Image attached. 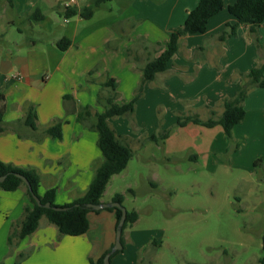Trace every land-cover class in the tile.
Listing matches in <instances>:
<instances>
[{"label": "crops", "instance_id": "1", "mask_svg": "<svg viewBox=\"0 0 264 264\" xmlns=\"http://www.w3.org/2000/svg\"><path fill=\"white\" fill-rule=\"evenodd\" d=\"M235 1L224 0L223 9L209 20L205 33L187 34L181 38L179 51L189 61L177 63L173 58L166 71L145 84V97L149 88L165 96L176 97L174 85L181 81L185 87L195 85L202 90L199 94L182 91L184 95L181 101L191 104L190 111L206 117L212 110L221 114L222 100L234 97L240 90L239 73L248 72L263 62V54L256 47L255 34L248 25H241L235 36L224 40L219 37L228 23L236 22L229 12V6ZM70 2L0 0V91L5 97L3 120L6 126V131L0 133V160L17 167L35 169L41 178L40 194L56 188L55 202L59 205L73 201L87 190L94 176L95 163L103 160L97 145L98 132L77 120L79 105L90 104L103 110L96 102L106 74L118 82V102L131 100L142 78L141 68L146 59L151 58L149 54L152 53L153 57L160 53L169 40L172 28L184 23L188 12L199 0L136 1L139 4L134 0H112L97 8L88 19L61 16L59 12ZM116 2L118 5L114 4ZM88 3L89 0H76L70 5L81 9ZM34 10L41 11L44 18L32 20L30 14ZM258 33L264 43V22L259 26ZM63 37L72 41L65 51L57 45V41ZM129 48L132 49V55L127 59L126 51ZM91 70L94 71L92 78L95 81L85 85L86 76ZM201 74L210 75L219 85L214 96L209 95L210 80L195 82ZM65 94H71L72 99L65 101ZM203 98L205 102L201 104ZM30 103L35 104L40 130L58 118L64 119L61 139H53L49 135H44L40 140L21 138L11 129L12 122L25 116ZM193 104L203 106L200 108ZM262 104L264 87L252 90L245 101L244 120H252L260 115ZM175 110L178 115L184 114L178 107ZM190 125L195 127L197 136L208 133L210 136L223 135L222 125L206 127L189 123L187 126ZM187 126L178 127L185 129ZM175 131L159 142L152 140L150 133L133 141L117 130L116 133L131 146L134 155V152L146 149L151 143L166 148L168 152L173 151L169 147L174 144ZM212 145L214 147V141L209 150L207 148L201 154L209 155L207 153L213 149ZM195 154L190 157L198 160L200 154ZM108 185L103 202L112 201L115 195L106 198ZM5 193L0 189V205L4 209L2 217L6 212L4 220H0L2 264H14L17 252L30 249L32 253L21 264H91V257L96 261L115 243V212L101 209L88 213L91 226L86 233L78 236L59 237L57 227L42 219L40 227L26 236L10 253L7 243L9 230L12 223L22 217L29 198L22 187ZM124 237L126 243L132 239L131 234ZM111 259L113 264H123L119 253Z\"/></svg>", "mask_w": 264, "mask_h": 264}, {"label": "rangeland", "instance_id": "2", "mask_svg": "<svg viewBox=\"0 0 264 264\" xmlns=\"http://www.w3.org/2000/svg\"><path fill=\"white\" fill-rule=\"evenodd\" d=\"M14 30L17 32L16 27ZM173 58L177 63L189 61L179 50ZM202 79L210 80L209 95L214 96L219 85L204 74L195 82ZM177 83L176 97L149 88L147 97L144 91L137 102L133 116L110 120L111 126L129 136L130 141L165 129L177 130L174 144L169 147L173 151L151 143L134 152L128 167L110 180L106 198L123 193L124 206L139 213L136 225L125 229L124 236L131 234L132 239L119 253L120 258L123 264H260L264 233V105L256 118L239 123L231 138L224 130L221 136H197L193 125L178 127L175 109L193 114L191 104L181 101L182 91L199 94L202 90ZM204 102L203 98L201 104ZM92 108L101 111L96 106ZM213 141L209 155H202ZM196 152L200 154L198 160L190 157ZM3 193L6 194L4 190ZM3 211L0 205V220H4Z\"/></svg>", "mask_w": 264, "mask_h": 264}, {"label": "trees", "instance_id": "3", "mask_svg": "<svg viewBox=\"0 0 264 264\" xmlns=\"http://www.w3.org/2000/svg\"><path fill=\"white\" fill-rule=\"evenodd\" d=\"M9 1L12 2V0ZM110 1L112 0H89V3L81 9L71 5H65L59 14L65 18L80 16L88 19L93 16L97 8ZM223 7L224 0H199L196 6L188 12L184 23L172 28L169 40L160 53L153 57L152 54L148 56L151 58H147L146 63L141 68L142 78L131 100L118 102L120 98V94L117 91L118 82L114 77L106 74L105 79L101 83V91L97 95V103L103 106V110L93 111L90 105H79L77 120L89 129L98 132L97 145L103 154V160L95 163L93 179L87 190L81 196L69 203L59 205L55 202L56 188L48 189L43 195L40 194L39 187L41 178L35 169L17 167L0 160V176L7 175L5 180L0 182V189L14 191L24 186L29 198V203L24 206L22 217L14 221L11 225L7 239L10 253L15 251L26 236L31 235L40 227L42 219L57 227L59 237L63 235L78 236L89 230L91 223L88 218V213L91 211L97 212L101 209L95 210L88 207L87 204H99L103 202V195L112 176L122 172L133 156L131 146L120 139L116 130L109 124V120L117 116H133L137 101L144 93L145 84L148 81L154 80L159 73L168 69L170 61L180 48L181 38L187 34L205 33L208 29L209 20L218 14ZM229 12L236 18V22L226 25V28L219 35L220 39L224 40L227 37L235 36L238 34V29L241 25H248L251 32L255 34L256 47L263 54V62L248 72L239 73V78L241 79L240 90L234 97H226L222 100L223 111L220 115H218L216 110H212L206 119L202 118L199 113H180L177 118V125L187 126L191 122L206 127L222 125L226 136L231 138L234 127L241 123L246 116L245 101L247 97L252 90L264 87V43L258 33L259 26L264 22V0H236L229 6ZM30 18L34 21H40L44 18V15L41 11L34 10L30 14ZM71 44L72 41L68 37H63L57 41L58 47L63 51L68 49ZM126 55L127 59L131 58V48L127 49ZM93 73L94 71L91 70L87 74L86 81L88 83L95 81L92 78ZM72 97L71 94L64 95L65 101L72 99ZM4 100L3 92L0 91V133L6 131L3 120ZM37 120L35 104L30 103L27 105L25 116L12 122L11 129L21 138L31 137L40 140L44 135H49L53 139H61L63 137V118L56 119L53 124L43 130H40ZM171 132V129H165L158 134H152L150 138L157 142L160 140L163 141ZM16 173H21L26 176L30 182V187ZM33 193L39 196L42 203L50 202L51 207L47 208L38 205L33 197ZM124 198L123 193H116L112 197V201H118L124 204ZM53 207H66L67 209L56 210ZM104 209L115 212L117 228L122 216V210L117 207ZM138 218L139 213L135 209H127V217L122 235L123 249L114 252L111 258L125 249V229L128 226H132ZM262 240L263 255L260 258V264H264V233ZM113 246L114 244L96 261L91 257V264H105L104 258ZM31 253L32 249L17 252L14 264H21Z\"/></svg>", "mask_w": 264, "mask_h": 264}, {"label": "water", "instance_id": "4", "mask_svg": "<svg viewBox=\"0 0 264 264\" xmlns=\"http://www.w3.org/2000/svg\"><path fill=\"white\" fill-rule=\"evenodd\" d=\"M17 176H19L20 178H22L24 180V182L26 183L27 186L30 187V182L27 179L26 176H24L21 173H16ZM7 175H1L0 176V182L4 181ZM33 197L35 198L36 202L38 203V205L40 206H44L47 208L51 207V203L50 202H46V203H42L41 199L39 198L38 195L33 193ZM88 207H91L95 210H99V209H104V208H108V207H117L120 208L122 210V216L121 219L117 225L116 228V238H115V243L114 246L112 247L111 251L109 253L106 254L105 258H104V263L105 264H112L111 262V256L114 252H116L117 250H121L123 249V243H122V235H123V227L124 224L126 222V217H127V208L124 206V204H122L121 202L118 201H110V202H101L99 204H92V203H88L87 204ZM56 210H65L67 209L66 207H53Z\"/></svg>", "mask_w": 264, "mask_h": 264}, {"label": "built area", "instance_id": "5", "mask_svg": "<svg viewBox=\"0 0 264 264\" xmlns=\"http://www.w3.org/2000/svg\"><path fill=\"white\" fill-rule=\"evenodd\" d=\"M75 1H76V0H71V2H70V3H71V4H73ZM70 3H69V4H67V5H70Z\"/></svg>", "mask_w": 264, "mask_h": 264}]
</instances>
